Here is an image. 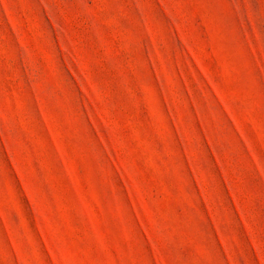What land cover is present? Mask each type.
<instances>
[{
    "label": "rangeland",
    "instance_id": "1",
    "mask_svg": "<svg viewBox=\"0 0 264 264\" xmlns=\"http://www.w3.org/2000/svg\"><path fill=\"white\" fill-rule=\"evenodd\" d=\"M0 264H264V0H0Z\"/></svg>",
    "mask_w": 264,
    "mask_h": 264
}]
</instances>
